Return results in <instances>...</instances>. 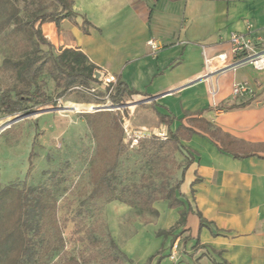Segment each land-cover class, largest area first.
<instances>
[{
	"label": "crops",
	"instance_id": "crops-1",
	"mask_svg": "<svg viewBox=\"0 0 264 264\" xmlns=\"http://www.w3.org/2000/svg\"><path fill=\"white\" fill-rule=\"evenodd\" d=\"M72 2L73 18L42 25L53 49H80L99 72L137 91L135 97L153 98L140 111L141 127L158 123L176 131L183 124L194 131L175 153L187 163L181 205L158 200L155 221L126 226L118 221L131 206L112 203L119 210V249L134 264H155L159 256L160 264H264V69H233L229 39L248 23L262 31L264 0ZM150 37L157 51L148 47ZM235 83H247L248 91L234 96Z\"/></svg>",
	"mask_w": 264,
	"mask_h": 264
},
{
	"label": "trees",
	"instance_id": "trees-1",
	"mask_svg": "<svg viewBox=\"0 0 264 264\" xmlns=\"http://www.w3.org/2000/svg\"><path fill=\"white\" fill-rule=\"evenodd\" d=\"M73 4L72 0H0V47L4 49L0 72L15 78L0 92V117L27 113L38 103L50 104L53 98L39 82L44 73L54 79L58 97L77 90L76 87L92 90L93 84L101 83L98 67L82 50L65 47L55 51L42 31V25L49 21L60 25L63 19L73 18ZM110 86L113 89L109 97L116 105L138 93L119 78ZM83 115L97 143L95 157H99V162L90 169L93 186L90 199L118 200L153 214L159 213L154 207L158 200H167L170 206L183 203L178 195L187 163L182 167L180 179L172 183L171 177L179 166L175 153L185 149L182 140L190 138L193 130L180 124L176 131L168 130L165 139L154 134L142 138L139 149L146 156V173L139 183L123 184L118 169L130 148L123 120L110 111ZM160 120L170 124L164 115H160ZM186 216L183 210L180 223ZM63 234L58 201L51 188L26 183L21 188L18 183L1 188L0 264H93V260L99 259L100 251L95 250L69 256ZM110 242L109 248L114 252L103 257L99 264L131 262L114 239ZM57 256H62V261H55ZM216 264L229 263L223 260Z\"/></svg>",
	"mask_w": 264,
	"mask_h": 264
},
{
	"label": "rangeland",
	"instance_id": "rangeland-1",
	"mask_svg": "<svg viewBox=\"0 0 264 264\" xmlns=\"http://www.w3.org/2000/svg\"><path fill=\"white\" fill-rule=\"evenodd\" d=\"M14 79L0 72V92ZM39 82L53 98L50 104L34 105L27 112L29 115L16 113L0 117V190L12 183H18L20 188L25 183L28 186L43 184L51 188L58 201V215L64 229L67 254L80 256L85 250L100 251L99 259L92 261L93 264H99L103 257L114 252L109 248L110 240H115L114 236L120 242L123 240L116 225L119 210L111 208L113 202H123L90 199L93 189L90 169L92 164L99 162V157H95L97 143L84 119V112L71 107L63 111L58 107L65 108L74 103L107 105L109 100L106 99L105 86L93 84L92 90H74L64 97H58L59 88L52 77L44 73ZM130 101L135 102L132 98H127L125 102ZM149 104H133L134 108L128 104L109 111L117 114L133 133L142 129L140 111ZM20 116L24 118L19 120ZM146 127L151 131L160 128L158 123ZM177 160L179 166L171 177L172 183L180 178L186 158L182 154ZM145 169L146 156L143 150L139 149V145L130 147L124 153L118 169L120 183H139L146 173ZM158 216L159 213L131 207L118 224L127 226L135 221L153 222ZM62 259V256H57L55 261ZM108 264L118 263L109 261ZM126 264L134 263L128 261Z\"/></svg>",
	"mask_w": 264,
	"mask_h": 264
},
{
	"label": "built area",
	"instance_id": "built-area-1",
	"mask_svg": "<svg viewBox=\"0 0 264 264\" xmlns=\"http://www.w3.org/2000/svg\"><path fill=\"white\" fill-rule=\"evenodd\" d=\"M229 39L231 45V53L233 54V57L236 58L235 63L231 66L233 69L238 68L242 65L249 64L257 70L264 69V28L262 29V31L259 32L254 28L252 24L248 23L245 32H234L230 35ZM147 45L153 51H157L160 48L158 41L154 37H150L147 40ZM97 72L99 74V77L101 78L100 84H103V86H105L106 99L109 100L107 105H99L96 103H74L71 106H66L65 108H62L61 106H59L58 108L64 111L66 108L71 107L74 110H78L84 113H94L95 111H109L111 109H121L123 107H126L128 104H140L144 102H151V98L132 96L130 98L134 99L135 102H124L121 105H116L112 103L109 96L113 87L110 86V84L112 82H115L117 78L111 73L104 74L99 71ZM75 89L82 90L81 87H76ZM247 91V83H235L232 92L233 95L236 96L241 95ZM216 92V89H212V96L215 97ZM124 123L125 122L123 121V127L125 128V140L126 142H130L131 148L138 147L140 140L146 136L149 137L154 134L160 137L161 139H165L168 135V128L163 127L154 128L152 129V131L147 127H142V129L138 132L133 131V133H131V131H129V128H127ZM179 250L180 244L178 241H176L171 246L169 257L172 260H176L178 258Z\"/></svg>",
	"mask_w": 264,
	"mask_h": 264
},
{
	"label": "water",
	"instance_id": "water-1",
	"mask_svg": "<svg viewBox=\"0 0 264 264\" xmlns=\"http://www.w3.org/2000/svg\"><path fill=\"white\" fill-rule=\"evenodd\" d=\"M97 76H99V74H98ZM152 99H153V98H151V100H152ZM27 115H29V113H27ZM24 116H25V115H24ZM24 116H20V118H18V119H19V120H20V119H23ZM18 119H17V120H18Z\"/></svg>",
	"mask_w": 264,
	"mask_h": 264
},
{
	"label": "bare ground",
	"instance_id": "bare-ground-1",
	"mask_svg": "<svg viewBox=\"0 0 264 264\" xmlns=\"http://www.w3.org/2000/svg\"><path fill=\"white\" fill-rule=\"evenodd\" d=\"M135 106L133 104H131V108H134ZM65 111V110H64ZM74 111V110H73Z\"/></svg>",
	"mask_w": 264,
	"mask_h": 264
}]
</instances>
